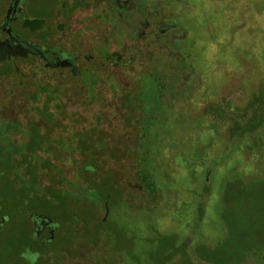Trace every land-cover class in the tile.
<instances>
[{
  "label": "flooded vegetation",
  "instance_id": "obj_1",
  "mask_svg": "<svg viewBox=\"0 0 264 264\" xmlns=\"http://www.w3.org/2000/svg\"><path fill=\"white\" fill-rule=\"evenodd\" d=\"M257 5V0H0V162L8 156L15 162L12 177L28 175L25 163L31 162L46 193L69 194L75 217L93 215L122 226L127 235L129 224L123 212L121 225L119 210L130 209L131 200L140 209L163 196L160 205L176 208L179 217L190 209L196 215L201 203L206 209L228 168L243 172L241 162L253 155L227 146L223 114L241 113L253 92L228 98L224 88L226 76L243 69L241 48L233 45L240 44L237 33L252 40ZM181 13L189 15L177 16ZM247 38L245 45H253ZM245 70L242 77L252 76ZM83 162L101 163L100 171ZM143 162L162 178L180 173L181 165L191 183L187 200L167 188L151 195ZM83 171L86 176L92 171L100 184L99 172L106 174L112 188L103 203L83 199ZM29 219L30 234L39 242H51L61 227L45 215L32 213ZM190 226L184 223L183 237L195 240ZM33 253L27 249L22 255Z\"/></svg>",
  "mask_w": 264,
  "mask_h": 264
},
{
  "label": "trees",
  "instance_id": "obj_2",
  "mask_svg": "<svg viewBox=\"0 0 264 264\" xmlns=\"http://www.w3.org/2000/svg\"><path fill=\"white\" fill-rule=\"evenodd\" d=\"M247 96L241 113L234 117L229 116L228 111L223 114L229 123L227 146L232 150L241 147L264 159V80ZM143 163L146 187L153 189L151 195H163L164 190L158 186L155 173L149 172L148 162ZM25 164L28 175L15 173L12 177L10 172L14 170L15 162L9 156L0 162V221L5 219L0 231V264H32L22 255L27 249L39 253L36 264H76V261L79 264H264V214L261 216L253 210L252 217L244 219L246 230L237 212L232 214L236 210L239 190L245 194L249 190L257 191L258 187L264 189V175H246L235 167L228 168L217 189L216 218L219 222L215 225L218 235L214 240L204 239L202 235L192 240L183 237L182 233H159L151 228V234L144 238L146 248L139 253L134 238L127 235L122 226L103 223L93 215L75 217L69 209V194H53L51 190L46 193L34 165L31 162ZM83 165H92L98 171L101 168V163L96 162H83ZM254 167L264 174V162ZM99 174L101 184L94 180L95 175L90 171L81 185L83 199L92 204L103 203L108 196L107 189L112 188L106 182L108 179L102 177L106 174ZM48 195H52L51 199ZM57 197V203H53L52 199ZM162 199L163 196L153 206L140 210H147L148 218L157 214L160 207L167 210L166 203L160 205ZM204 212L205 206L201 203L195 212L194 230L201 223ZM32 213L60 221L61 227L51 242L32 238L29 219ZM261 229L260 235L247 239L245 231L258 233Z\"/></svg>",
  "mask_w": 264,
  "mask_h": 264
},
{
  "label": "rangeland",
  "instance_id": "obj_3",
  "mask_svg": "<svg viewBox=\"0 0 264 264\" xmlns=\"http://www.w3.org/2000/svg\"><path fill=\"white\" fill-rule=\"evenodd\" d=\"M257 7H260L259 12L257 14L256 19V31L252 36V40L244 36L243 34L237 33L236 41L240 43L239 45H233L234 47L241 48L242 51V66L243 69H246L245 73L251 72L252 76L249 77H242L239 72H243L237 70L231 72V75L226 76V90L225 94L229 97L230 95H234L235 93L238 95H247L249 91L256 90L259 86L261 80H264V0H257ZM187 16L188 13H181L177 16ZM209 19V17H208ZM219 19V17H218ZM195 23L199 22V18H194ZM194 23V25H195ZM201 24V23H200ZM197 30V29H196ZM221 36V35H220ZM219 36V37H220ZM249 39L253 43V45H245V39ZM231 45V44H230ZM230 48V47H229ZM244 52V53H243ZM247 53V54H246ZM233 74H236L234 76ZM241 91V92H240ZM231 92V93H230ZM179 150H185L183 145H179ZM249 161H242V171L243 174H254L256 176L264 175L260 168H255L254 166L258 163L264 162V159L259 157L257 154H253L249 156ZM220 156H216L215 160L217 163L220 160ZM176 163V161H175ZM173 163V164H175ZM177 169L180 173H172L170 172L169 178H162L159 173H155V178L159 187L163 190L166 188L170 191H175L178 196L183 199L187 200V191L191 188L190 179L185 177L184 171L181 165L177 166ZM253 170V171H252ZM251 171L253 173H251ZM196 182L200 185L202 184V177H197ZM196 183V185H198ZM254 192L248 191L245 193L239 190V195H237L238 200L236 201V210L233 211V215L237 212V216L239 220L242 222V226L244 230L248 229V227L244 226V219L248 217H252V211L254 210L255 213L260 214L261 216L264 214V189L262 187H258L257 191L254 189ZM198 192L202 193V190L197 189ZM236 193V192H235ZM201 196V194H200ZM244 196V198H243ZM81 197V196H80ZM196 198V197H194ZM200 198H198V201ZM172 200H166V202L170 203ZM188 202V201H185ZM131 206L130 209L127 211L119 210V221L121 225L124 222V214L126 215V220L129 224L127 226L126 231L131 234V237L134 238L135 243L137 244V251L139 253L143 252L146 248V241L144 240L145 237H148L151 228H162L163 233H182L186 235L187 229L184 227V223L187 221L191 226L189 232L195 236V240L199 235H204L205 239L214 240L217 238L216 228L215 225L219 221L217 220L216 210L218 207V198L216 195L215 186H213L211 190V194L209 198L206 200V209L203 214V219L196 230H194V218L195 214L192 209L188 210V214L184 215V217H179L177 215L176 208H169V209H161L159 212L161 214H156L148 218V211L145 209L140 210L137 207V202H130ZM192 206V205H190ZM127 207V206H126ZM128 208V207H127ZM122 214V215H120ZM160 217V218H159ZM170 219L172 221H170ZM173 221L178 222L180 224L176 225L173 224ZM214 224V229L212 225ZM252 230L245 231L246 235L248 236L247 239L253 238L254 236L260 235L263 230H259L258 233H251ZM251 233V234H250ZM219 237V236H218ZM250 241V240H248Z\"/></svg>",
  "mask_w": 264,
  "mask_h": 264
},
{
  "label": "clouds",
  "instance_id": "obj_4",
  "mask_svg": "<svg viewBox=\"0 0 264 264\" xmlns=\"http://www.w3.org/2000/svg\"><path fill=\"white\" fill-rule=\"evenodd\" d=\"M26 259H30L32 264H36V261L39 259V253H33L31 257H25Z\"/></svg>",
  "mask_w": 264,
  "mask_h": 264
}]
</instances>
